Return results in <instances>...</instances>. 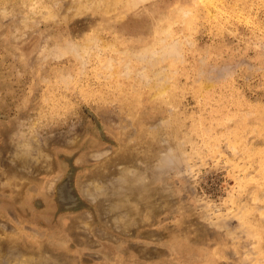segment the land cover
Returning <instances> with one entry per match:
<instances>
[{"label":"rangeland","instance_id":"rangeland-1","mask_svg":"<svg viewBox=\"0 0 264 264\" xmlns=\"http://www.w3.org/2000/svg\"><path fill=\"white\" fill-rule=\"evenodd\" d=\"M110 1L0 0V264H264V0Z\"/></svg>","mask_w":264,"mask_h":264},{"label":"bare ground","instance_id":"bare-ground-1","mask_svg":"<svg viewBox=\"0 0 264 264\" xmlns=\"http://www.w3.org/2000/svg\"><path fill=\"white\" fill-rule=\"evenodd\" d=\"M112 1V0H111ZM110 1V2H111ZM104 2V1H103ZM106 3V2H105ZM112 3V2H111ZM98 4V3H97ZM102 4V3H101ZM104 7V6H103ZM62 185V184H61ZM60 201L64 203H69L73 200V195L70 193V190L67 185L62 186V188L58 191ZM41 201V200H40ZM63 203V204H64ZM73 207V206H72Z\"/></svg>","mask_w":264,"mask_h":264}]
</instances>
